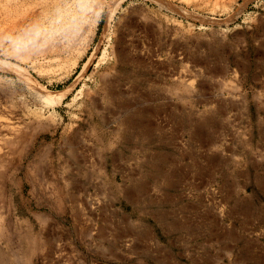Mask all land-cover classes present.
<instances>
[{
    "label": "rangeland",
    "instance_id": "1",
    "mask_svg": "<svg viewBox=\"0 0 264 264\" xmlns=\"http://www.w3.org/2000/svg\"><path fill=\"white\" fill-rule=\"evenodd\" d=\"M0 155V264H264V0H0Z\"/></svg>",
    "mask_w": 264,
    "mask_h": 264
},
{
    "label": "bare ground",
    "instance_id": "2",
    "mask_svg": "<svg viewBox=\"0 0 264 264\" xmlns=\"http://www.w3.org/2000/svg\"><path fill=\"white\" fill-rule=\"evenodd\" d=\"M35 19V18H34ZM120 52V51H119ZM122 53V52H121ZM133 62V61H132ZM135 62H138V61H135ZM108 94V93H107ZM129 112V111H128ZM127 112V110H126V112H125V114L126 113H128ZM131 113V112H130ZM118 114H120V113H118ZM126 117V116H125ZM144 117V116H143ZM197 119V118H196ZM201 119V118H200ZM210 119V118H209ZM121 120H123V122L127 125V127H128V129L129 128H136L137 126H139L140 127V125L141 124H139L138 123V121L136 120V118H135V116H134V114L132 113V114H129L126 118H123V119H121ZM204 120V119H203ZM122 122V123H123ZM198 122V121H197ZM211 122V121H210ZM147 123V122H146ZM198 124H200V123H198ZM207 124H208V122L207 121H204V122H202L201 124H200V128H199V130L202 132V130L203 129H205V127L207 126ZM213 126V125H212ZM145 127V126H144ZM18 130V129H17ZM150 130V129H149ZM194 130V129H193ZM12 131H14V130H12ZM202 134V133H201ZM20 135H21V133H20ZM23 135H25V134H23ZM135 135V134H134ZM205 136V135H204ZM14 137V136H13ZM15 138V137H14ZM18 138V137H17ZM25 139V138H24ZM21 143V142H20ZM73 151V150H72ZM72 154V153H71ZM74 156V155H73ZM161 158H163V157H161ZM160 158V159H161ZM4 159L5 158H3V157H1V155H0V174H2V172H3V169L5 168V161H4ZM164 159V158H163ZM41 162V161H40ZM40 164V163H39ZM39 168V167H38ZM159 168V167H158ZM6 169V168H5ZM160 169H161V167H160ZM162 172V171H161ZM164 178V177H163ZM264 178V177H263ZM167 180L169 181V179L167 178ZM72 181V180H71ZM172 181V180H171ZM170 184V183H169ZM174 184V183H173ZM259 184V183H258ZM131 190V189H130ZM67 191H70V190H67ZM133 191V190H132ZM131 192V191H130ZM129 192V193H130ZM133 192H131V194H132ZM135 193V192H134ZM139 193V192H138ZM137 194V193H136ZM135 194V195H136ZM1 195V194H0ZM71 195H76V194H72L71 193ZM139 195V194H138ZM138 195H136V196H138ZM134 197V196H133ZM72 199V198H71ZM76 200V199H75ZM42 218H44L45 219V217L44 216H42ZM1 228H2V226H0V230H1ZM4 229V228H3ZM2 229V230H3ZM5 231V230H4ZM3 232V231H2ZM2 232H1V234L0 235H2ZM134 233V232H133ZM3 234H4V232H3ZM138 234V233H137ZM22 236L24 235V234H21ZM139 235V234H138ZM144 236V235H143ZM146 236V235H145ZM24 237H26L27 238V235H24ZM29 238V237H28ZM32 239V238H31ZM35 239V238H34ZM32 243H33V246H35L34 244H36V243H34V241H31ZM30 245V244H29ZM32 246V245H31ZM34 248V247H33ZM18 252V251H17ZM11 253V256H13L14 255V257H15V252H10ZM12 253H13V255H12ZM6 254V253H5ZM24 256V255H23ZM16 257H17V255H16ZM19 257H21V255L19 256L18 255V257L17 258H19ZM16 258V259H17ZM15 259V258H14ZM5 260V259H4ZM12 262H14L15 264H22V262H20V260H19V262H18V260H12ZM25 261H23V263H24ZM25 264H26V262H25Z\"/></svg>",
    "mask_w": 264,
    "mask_h": 264
}]
</instances>
